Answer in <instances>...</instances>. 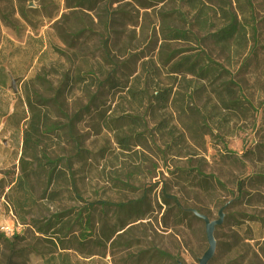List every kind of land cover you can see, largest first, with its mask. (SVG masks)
<instances>
[{
  "label": "rangeland",
  "instance_id": "374dc122",
  "mask_svg": "<svg viewBox=\"0 0 264 264\" xmlns=\"http://www.w3.org/2000/svg\"><path fill=\"white\" fill-rule=\"evenodd\" d=\"M108 1L91 13L67 9L69 0H32L28 7L41 12L37 30L21 20L19 32L2 26L9 41L4 42L9 79L5 89L0 87V193H6L19 174L23 132L30 117L25 104L27 91L51 96L33 80L42 75L57 88L65 73L74 78L79 72L100 74L110 72L114 64H128L120 70L133 72L129 89L139 84L143 87L150 76L154 79L150 93L171 88L172 101L179 94L176 104L147 111V104L139 108L127 90L105 94L98 109L84 113L77 122L74 140L63 136L46 141L51 155L70 159L73 169L67 172V181L49 189L62 191L55 202L41 199L42 193H37L38 205L29 218L44 222L98 200L132 203L135 209L129 206L93 212V234L85 244L79 243V254L68 251L74 264H199L208 249L205 224L194 215L185 216L180 209L166 206L162 199L165 191L178 198L182 210H200L211 221L218 220L220 209L229 204L223 224L215 230L216 251L209 264H264V0H199L196 8L190 0ZM0 6L4 1L0 0ZM225 14L236 16L238 24L246 26L248 36L243 44L231 40L222 50L212 35L229 26ZM56 22H60L57 27ZM105 22L110 25L106 31ZM252 27L256 29L255 40ZM172 28L189 33V40L170 41L167 30ZM80 29L95 33L88 30L73 40ZM200 51L233 75L239 105L225 109L217 100L216 93L223 92L221 86L227 79L214 87L196 85L193 91L186 88V81L195 78L186 76L183 81L182 75L171 73V67L165 65L172 56L175 64ZM137 76L140 83H136ZM82 89L78 85L67 98L70 114L87 103ZM16 111L27 118L20 129L15 120L8 121ZM104 113L114 119L139 116L146 122L137 130L141 143L130 151L121 150L116 131L101 123L100 114ZM51 115L57 124H67ZM79 149L82 153L77 156ZM216 179L224 188L214 182ZM241 182L242 195L237 188ZM73 186L78 189L79 201L74 199ZM138 219L142 220L136 222ZM16 220L3 194L0 228L12 227ZM121 222L129 226L125 233L117 234L114 245L106 246L104 239L105 245L95 243L105 233L102 224L108 225L104 227L108 232ZM21 230V236L26 237L24 245L34 244L38 235L34 236L27 225ZM74 230L78 235L82 228L75 226ZM41 250L52 252L45 246ZM158 252L170 258L160 257ZM26 264L44 263L29 253Z\"/></svg>",
  "mask_w": 264,
  "mask_h": 264
},
{
  "label": "trees",
  "instance_id": "16d2710c",
  "mask_svg": "<svg viewBox=\"0 0 264 264\" xmlns=\"http://www.w3.org/2000/svg\"><path fill=\"white\" fill-rule=\"evenodd\" d=\"M4 6H0V87L6 88L7 80L9 79L8 72L6 70V57L4 50L5 40L2 34V26L11 28L17 32L21 29L20 20L25 23L26 26L33 30H37L41 23L38 17L41 12L38 9L28 7V4L32 0H2ZM71 4L67 6V9L71 11L86 10L94 12L98 5L103 3H109L108 0H69ZM199 0H190L193 8H196V2ZM44 2V1H43ZM111 3V2H110ZM202 14V12L200 13ZM227 18L229 20V26L212 35L215 37V42L221 47L222 50L230 46V41L237 39L242 43L247 39V28L238 24L237 17H232L229 14ZM19 17V19L17 18ZM111 15H107L110 19ZM100 20V17H97ZM75 22L79 21L78 17L73 19ZM60 22H56L57 27ZM109 23H104L105 31L109 27ZM89 29H80L73 36V40H76L84 32ZM253 40L256 39V29L251 28ZM77 31V30H74ZM92 33H95L90 29ZM167 38L170 41H188L190 34L178 29H168ZM197 39V37L195 36ZM107 49V46L104 48ZM173 57V56H172ZM172 57L165 62V65L171 67V73L176 75H182L183 81H186L185 77H193L195 81H186L188 84L187 89L195 91L197 86L204 88L207 84L210 87L218 85V82L228 80L224 85L223 92L216 93L217 100L224 105L225 109L237 106L238 99L235 97L236 83L233 81V75L224 68L223 65L213 61L211 57L204 51H200L195 56L182 57L177 63L172 64ZM107 61L109 58L107 57ZM113 64V63H110ZM128 64H114V68L110 72H101L97 74L95 71H86L83 74L77 73L75 77H70L69 73L63 74V80L60 85L55 88L52 83L47 82L44 76L38 75L33 81L36 85L51 93L50 97H46L39 91H35L33 94L27 91L25 104L30 113L28 124L23 132L22 152L20 156L19 174L12 181L8 191L0 193V199L4 194L5 200L11 206L18 221L24 226L27 225L32 234L35 236L34 244H26L25 236L21 234H15L10 238H6L4 234H0V256L2 264H26L27 254H35L43 260L44 264H74L72 262V255L68 251H73L79 254V243L85 244L87 240L93 234L92 230V215L94 211L103 210L109 211L112 209L123 210L132 203H113L110 201L98 200L91 203H86L81 210H77L74 213L62 212L53 215L49 219H45L44 222L35 218H29L32 210L38 205L37 193L41 192V199H46L49 202H55L58 196L61 194V190L53 188L49 192V189L53 185L67 181L68 173H72V165L70 159L62 160L60 157H53L49 151L50 147L46 144L47 140L56 137L58 139L63 136L69 137L70 140H74L73 130L75 125L80 120L84 113L90 112L91 109H98L100 101L111 91L127 90L128 96L133 100L135 105L139 108H144L147 104V111L152 107L165 110L168 105L176 104L177 100L172 101L173 92L172 89H160L156 93L151 94V88L154 86V79H150L148 76L144 82L143 87L139 84L138 87L128 88V80L133 76L131 70H120L127 68ZM14 77V72L10 71ZM136 83H140V77H136ZM78 85H82V91L88 97L87 103L81 106L73 114L69 113L67 98L72 94V91L76 89ZM197 85V86H196ZM195 86V88H193ZM106 94V95H105ZM172 101V102H171ZM225 102L228 104L226 105ZM54 113L56 117H60L67 121V124L63 127L62 124H57L53 121ZM7 116L4 114L3 117ZM26 116L19 115L18 112H14L11 116H8V121L15 120L16 127L20 129V124L26 120ZM100 119L103 127L110 131H116V139L119 148L123 151H130L133 146H138L141 143L140 135L137 130L143 129L146 122L139 116L122 115L116 119L106 116V114H100ZM60 123V122H59ZM128 127L127 131H124ZM63 131V134H59ZM80 146V144H79ZM82 153V150H78L77 156ZM198 175L202 179H207L200 172ZM214 179L213 176H210ZM219 186L224 188L223 184L219 180H214ZM239 194H244V183L241 182L237 186ZM72 193L74 199L79 201V193L76 186H73ZM162 199L166 206H173L180 209L181 213L185 216H192L193 214L187 212V209L181 208L178 198L168 195L165 191L162 193ZM81 200V199H80ZM132 208H134L132 206ZM135 209V208H134ZM196 210V209H195ZM201 213L200 210H197ZM202 214V213H201ZM196 217V216H195ZM142 219H138L136 222ZM80 226L82 228L78 235L73 234L75 232L74 227ZM108 225L102 224L103 233L102 237L95 242L98 246L110 243L114 245L119 232H123L129 226V224L120 223L115 228L108 232L104 231V227ZM129 229V228H128ZM124 231L123 233H125ZM88 233L90 236H87ZM119 236V235H118ZM71 237V238H70ZM105 244L103 243V240ZM77 247H76V246ZM48 247L52 252H45L41 248ZM76 247V248H75ZM160 257L170 258L165 252H158Z\"/></svg>",
  "mask_w": 264,
  "mask_h": 264
},
{
  "label": "water",
  "instance_id": "95a60500",
  "mask_svg": "<svg viewBox=\"0 0 264 264\" xmlns=\"http://www.w3.org/2000/svg\"><path fill=\"white\" fill-rule=\"evenodd\" d=\"M229 204L222 207L218 214V220L211 221L206 215L199 213L195 209H187V212L192 213L197 218L201 219L205 224V232L206 237L208 241V249L203 254V256L198 260L199 264H209L212 258L214 257L215 251H216V239H215V230L217 227L221 226L223 224L224 218H225V209L228 207ZM178 264H182L178 262Z\"/></svg>",
  "mask_w": 264,
  "mask_h": 264
},
{
  "label": "built area",
  "instance_id": "2783aa9c",
  "mask_svg": "<svg viewBox=\"0 0 264 264\" xmlns=\"http://www.w3.org/2000/svg\"><path fill=\"white\" fill-rule=\"evenodd\" d=\"M24 226L18 221L16 220L13 223L12 227H8V226H2L0 228V230L2 231V233L6 236V237H12L15 234H20L21 233V229H23Z\"/></svg>",
  "mask_w": 264,
  "mask_h": 264
}]
</instances>
